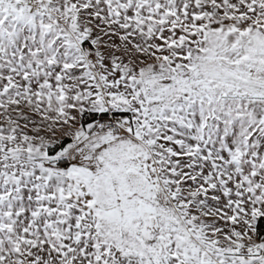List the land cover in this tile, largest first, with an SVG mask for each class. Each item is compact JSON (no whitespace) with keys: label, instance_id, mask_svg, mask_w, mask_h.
I'll return each mask as SVG.
<instances>
[{"label":"snow or ice","instance_id":"snow-or-ice-1","mask_svg":"<svg viewBox=\"0 0 264 264\" xmlns=\"http://www.w3.org/2000/svg\"><path fill=\"white\" fill-rule=\"evenodd\" d=\"M0 264H264V0H0Z\"/></svg>","mask_w":264,"mask_h":264}]
</instances>
